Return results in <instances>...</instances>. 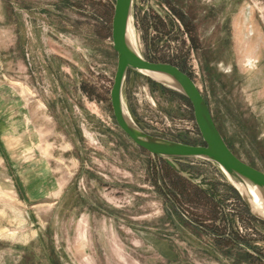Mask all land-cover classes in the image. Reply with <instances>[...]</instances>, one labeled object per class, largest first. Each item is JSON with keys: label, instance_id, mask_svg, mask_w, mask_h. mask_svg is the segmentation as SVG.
<instances>
[{"label": "rangeland", "instance_id": "1", "mask_svg": "<svg viewBox=\"0 0 264 264\" xmlns=\"http://www.w3.org/2000/svg\"><path fill=\"white\" fill-rule=\"evenodd\" d=\"M114 5L0 0V264H264V222L220 167L181 176L117 126ZM133 17L141 55L189 74L264 172V0H135ZM124 100L147 133L203 145L176 91L130 72Z\"/></svg>", "mask_w": 264, "mask_h": 264}, {"label": "water", "instance_id": "2", "mask_svg": "<svg viewBox=\"0 0 264 264\" xmlns=\"http://www.w3.org/2000/svg\"><path fill=\"white\" fill-rule=\"evenodd\" d=\"M134 4L135 0H115L112 18V47L117 54V69L110 91V102L117 126L137 147L162 159L181 176L186 177L177 162L201 160L216 164L242 197L251 214L264 222V218L255 211L256 203L250 192L254 190L264 197V172L244 162L231 150L215 122L206 98L189 74L173 64L152 62L141 55L137 42L134 45L129 38L130 30L135 35ZM130 72L146 76L185 97L192 107L203 145L176 142L144 131L131 116L124 100L125 84ZM234 183L241 185L244 191L235 187Z\"/></svg>", "mask_w": 264, "mask_h": 264}, {"label": "bare ground", "instance_id": "3", "mask_svg": "<svg viewBox=\"0 0 264 264\" xmlns=\"http://www.w3.org/2000/svg\"><path fill=\"white\" fill-rule=\"evenodd\" d=\"M129 38H130L131 42L135 45V43L137 42L136 41V37H135L134 33L131 30H130V33H129ZM137 47H138V45H137ZM161 80H163V79L161 78ZM163 81H165V80H163ZM166 81L172 83V81L169 80V79H166ZM234 185H235V187H238L239 189L244 191V189H243V187L241 185L236 184V183H234ZM250 192L252 193V196L254 198V202L256 203L255 211L257 212V214L259 216L264 218V197H262L259 193H257L254 190H250Z\"/></svg>", "mask_w": 264, "mask_h": 264}, {"label": "trees", "instance_id": "4", "mask_svg": "<svg viewBox=\"0 0 264 264\" xmlns=\"http://www.w3.org/2000/svg\"><path fill=\"white\" fill-rule=\"evenodd\" d=\"M180 95V94H179ZM182 98L189 104V106L191 107V105H190V103H189V101L185 98V97H183L182 96ZM198 130V129H197ZM199 132V131H198Z\"/></svg>", "mask_w": 264, "mask_h": 264}, {"label": "built area", "instance_id": "5", "mask_svg": "<svg viewBox=\"0 0 264 264\" xmlns=\"http://www.w3.org/2000/svg\"><path fill=\"white\" fill-rule=\"evenodd\" d=\"M202 162L207 163V161H202Z\"/></svg>", "mask_w": 264, "mask_h": 264}, {"label": "crops", "instance_id": "6", "mask_svg": "<svg viewBox=\"0 0 264 264\" xmlns=\"http://www.w3.org/2000/svg\"><path fill=\"white\" fill-rule=\"evenodd\" d=\"M185 162V161H184Z\"/></svg>", "mask_w": 264, "mask_h": 264}]
</instances>
